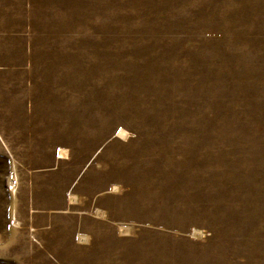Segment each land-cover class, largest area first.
Masks as SVG:
<instances>
[{
  "label": "rangeland",
  "instance_id": "1",
  "mask_svg": "<svg viewBox=\"0 0 264 264\" xmlns=\"http://www.w3.org/2000/svg\"><path fill=\"white\" fill-rule=\"evenodd\" d=\"M0 264H264V0H0Z\"/></svg>",
  "mask_w": 264,
  "mask_h": 264
},
{
  "label": "water",
  "instance_id": "2",
  "mask_svg": "<svg viewBox=\"0 0 264 264\" xmlns=\"http://www.w3.org/2000/svg\"><path fill=\"white\" fill-rule=\"evenodd\" d=\"M93 157H94V156H93ZM93 157H92V158H93Z\"/></svg>",
  "mask_w": 264,
  "mask_h": 264
}]
</instances>
